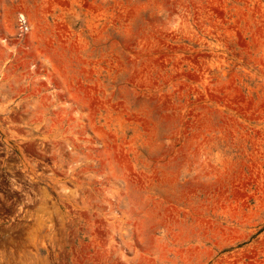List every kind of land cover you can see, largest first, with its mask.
<instances>
[{"label":"rangeland","instance_id":"rangeland-1","mask_svg":"<svg viewBox=\"0 0 264 264\" xmlns=\"http://www.w3.org/2000/svg\"><path fill=\"white\" fill-rule=\"evenodd\" d=\"M0 264H264V0H0Z\"/></svg>","mask_w":264,"mask_h":264}]
</instances>
